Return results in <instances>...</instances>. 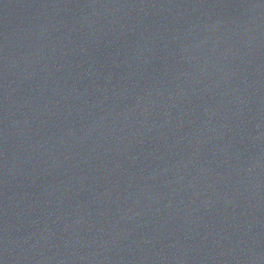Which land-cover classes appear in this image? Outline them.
Masks as SVG:
<instances>
[{
	"label": "water",
	"instance_id": "1",
	"mask_svg": "<svg viewBox=\"0 0 264 264\" xmlns=\"http://www.w3.org/2000/svg\"><path fill=\"white\" fill-rule=\"evenodd\" d=\"M0 264H264V0H0Z\"/></svg>",
	"mask_w": 264,
	"mask_h": 264
}]
</instances>
